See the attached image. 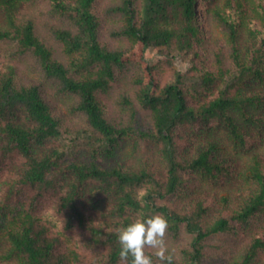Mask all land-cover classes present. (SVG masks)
<instances>
[{
	"label": "trees",
	"instance_id": "1",
	"mask_svg": "<svg viewBox=\"0 0 264 264\" xmlns=\"http://www.w3.org/2000/svg\"><path fill=\"white\" fill-rule=\"evenodd\" d=\"M154 214L172 264H264V0H0V264Z\"/></svg>",
	"mask_w": 264,
	"mask_h": 264
},
{
	"label": "clouds",
	"instance_id": "2",
	"mask_svg": "<svg viewBox=\"0 0 264 264\" xmlns=\"http://www.w3.org/2000/svg\"><path fill=\"white\" fill-rule=\"evenodd\" d=\"M168 220L154 214L147 218H136L126 226L116 229L121 264H172L173 257L166 245ZM146 249L153 250L149 255Z\"/></svg>",
	"mask_w": 264,
	"mask_h": 264
},
{
	"label": "rangeland",
	"instance_id": "3",
	"mask_svg": "<svg viewBox=\"0 0 264 264\" xmlns=\"http://www.w3.org/2000/svg\"><path fill=\"white\" fill-rule=\"evenodd\" d=\"M147 58L150 59L151 62H157L158 60L164 57V54L161 51V47H151L147 50ZM176 65L181 69H186L187 64L183 63L181 60L176 59Z\"/></svg>",
	"mask_w": 264,
	"mask_h": 264
}]
</instances>
